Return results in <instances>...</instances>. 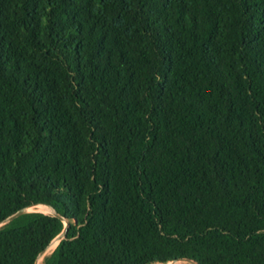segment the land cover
I'll use <instances>...</instances> for the list:
<instances>
[{
    "label": "trees",
    "instance_id": "obj_1",
    "mask_svg": "<svg viewBox=\"0 0 264 264\" xmlns=\"http://www.w3.org/2000/svg\"><path fill=\"white\" fill-rule=\"evenodd\" d=\"M0 264H264V0H0Z\"/></svg>",
    "mask_w": 264,
    "mask_h": 264
},
{
    "label": "water",
    "instance_id": "obj_2",
    "mask_svg": "<svg viewBox=\"0 0 264 264\" xmlns=\"http://www.w3.org/2000/svg\"><path fill=\"white\" fill-rule=\"evenodd\" d=\"M37 206H39V205H37ZM37 206H34V207H37ZM44 206H46V205H44ZM47 207H49V206H47ZM32 208H33V207H31V208H29V209H27V210H23V211L17 213L16 215H14L13 217H11V218L8 219L7 221L1 223V224H0V228L3 227L4 225L10 223L12 220H14V219H16V218H18V217H20V216H22V215H24V214L32 213V211H31ZM49 208H51V207H49ZM51 209H52V208H51ZM53 211H54V210H53ZM53 214L56 215L55 212H53ZM56 216H58V215H56ZM58 217H60V216H58ZM60 218H61V217H60ZM65 222H66V221H65ZM66 223H67V224H66V228H65L64 232H63L58 238H56V239L52 242V244H55V245H56L55 249L59 246V244H60V243L65 239V237H66L67 228L69 227V223H68V222H66ZM52 244H51V245H52ZM46 251H47V250H46ZM46 251L41 255V257H44V256H45ZM41 257H40V258H41ZM38 261H39V260H38ZM181 262H185V263H188V264H198L197 262L192 261V260H182V261L173 262V263H170V264H180ZM37 264H38V262H37Z\"/></svg>",
    "mask_w": 264,
    "mask_h": 264
},
{
    "label": "rangeland",
    "instance_id": "obj_3",
    "mask_svg": "<svg viewBox=\"0 0 264 264\" xmlns=\"http://www.w3.org/2000/svg\"><path fill=\"white\" fill-rule=\"evenodd\" d=\"M31 211L32 212H40V213H44V214H53V209H51V208H49V207H47V206H37V207H33L32 209H31ZM67 223L65 222V225H66ZM55 244H52V245H50V247L47 249V251H46V254H45V256L44 257H41L40 259H39V261H38V264H44V259L47 257V256H49V255H51L53 252H54V250H55ZM42 262H41V261ZM180 264H188V263H185V262H181Z\"/></svg>",
    "mask_w": 264,
    "mask_h": 264
},
{
    "label": "bare ground",
    "instance_id": "obj_4",
    "mask_svg": "<svg viewBox=\"0 0 264 264\" xmlns=\"http://www.w3.org/2000/svg\"><path fill=\"white\" fill-rule=\"evenodd\" d=\"M41 206H43V205H41ZM39 207V206H38ZM54 247H56V245L54 246ZM41 261V260H40ZM42 262V261H41Z\"/></svg>",
    "mask_w": 264,
    "mask_h": 264
}]
</instances>
